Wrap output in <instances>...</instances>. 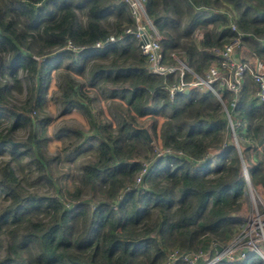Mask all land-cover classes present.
I'll return each mask as SVG.
<instances>
[{
    "label": "trees",
    "instance_id": "16d2710c",
    "mask_svg": "<svg viewBox=\"0 0 264 264\" xmlns=\"http://www.w3.org/2000/svg\"><path fill=\"white\" fill-rule=\"evenodd\" d=\"M146 11L164 63L191 69L186 82L220 68L215 50L235 41L237 54L264 62V0H147ZM135 27L123 0H0V264H169L213 243L218 253L247 222L249 187L264 196V105L252 78L235 106L228 91L172 98L179 79L152 73L126 33ZM54 73L61 114L80 111L89 132L63 129L69 146L51 154L43 109ZM16 93H26L20 106ZM157 146L171 153L156 158ZM42 182L52 191L33 189Z\"/></svg>",
    "mask_w": 264,
    "mask_h": 264
},
{
    "label": "built area",
    "instance_id": "2783aa9c",
    "mask_svg": "<svg viewBox=\"0 0 264 264\" xmlns=\"http://www.w3.org/2000/svg\"><path fill=\"white\" fill-rule=\"evenodd\" d=\"M123 1L129 6L136 26L135 29H128L126 33L134 35L138 39L139 44L143 42L140 46L143 54L148 58L152 73L164 77L173 75L179 79L177 85L170 89L172 98H174L177 92H189L192 89H198L200 91L213 92L222 100L219 91H228L233 95L232 105L235 106L245 88L248 77H251L256 88L257 101L259 104L264 105V62L255 59L249 53L245 52L244 54V51L237 54L236 46L239 41L226 45L222 49L215 50L216 55L221 61L220 68L212 66L206 78L195 75V80L186 82V72L192 73V71L184 62L179 61V66L164 63L161 37L147 15V0ZM232 30L237 31V26L235 24L232 25ZM115 40L116 38L112 36L107 42L96 44V48H103ZM73 49L77 50L76 48ZM226 112L230 119L227 108ZM231 127L236 136V125L232 121ZM259 149L263 152L261 147ZM165 153H171V151L169 150ZM244 170L247 172V169ZM145 172L146 170L141 174V177L138 179L139 182H141ZM253 197H255V195H253ZM259 204L262 206L263 200L259 199ZM240 237H250V242L248 243V247H246L247 252L243 253L238 260L247 261L251 257L258 256V258L264 262V208L259 209V207H257L256 210L253 211L252 216L247 219L244 231L240 232L233 242L221 252H216V243L212 244L209 253L183 254L176 251L169 256V264H176L181 261L187 262L188 264H197L199 260H203V264H217L224 260L234 261L230 258L227 248L229 246L231 247V245L234 246ZM214 252L215 254L213 255ZM208 255L210 258L206 259Z\"/></svg>",
    "mask_w": 264,
    "mask_h": 264
},
{
    "label": "rangeland",
    "instance_id": "374dc122",
    "mask_svg": "<svg viewBox=\"0 0 264 264\" xmlns=\"http://www.w3.org/2000/svg\"><path fill=\"white\" fill-rule=\"evenodd\" d=\"M245 54V51H244ZM58 83H59V73L53 74V82L50 86L49 93L46 96V102L43 109V114H46L52 118V123L49 128V136L51 138L50 148L49 151L51 154L59 153L60 151L66 147L69 146L68 142L64 143L63 141H60L57 139L59 133L62 134L63 129L68 130L69 133H71L70 129L74 128L79 131L88 133L89 132V125L87 123L86 118L80 113V111L71 112L67 115H62L63 107L60 104L59 96L60 92L58 91ZM92 96L97 97V90H92ZM26 99V93L18 94L16 93L14 95V98L11 100V103L20 106L24 100ZM104 102L98 98L97 103L95 104V107L97 108L99 105L102 106ZM105 108L107 109V113L110 114V110L108 108L107 104H104ZM6 124L4 125L6 128L9 127L10 121H6ZM27 130H19L14 134V140L18 143L25 140L28 136ZM152 139L151 135H149ZM153 141V140H152ZM238 144V143H237ZM169 150L163 149L160 146L155 147V157H159L163 155L165 152ZM9 157H6L8 159ZM66 168V167H65ZM34 190H38L42 193H49L52 191V188L45 184V183H38L34 186ZM255 195V197H253ZM255 198V199H254ZM259 199L263 200V205L260 206ZM245 209H246V220L252 216V213L254 210H256L257 207L259 209L264 208V196L257 194L255 189L253 187H249L248 195L245 199ZM246 224H244L243 228L241 229V232L244 231ZM255 234V233H254ZM240 237L237 240V243L229 246L227 250H229L230 258H232L234 261L241 257L243 253L247 252L248 243L250 242V237ZM209 255L206 256V259H209ZM255 259H258V256L254 257Z\"/></svg>",
    "mask_w": 264,
    "mask_h": 264
},
{
    "label": "water",
    "instance_id": "95a60500",
    "mask_svg": "<svg viewBox=\"0 0 264 264\" xmlns=\"http://www.w3.org/2000/svg\"><path fill=\"white\" fill-rule=\"evenodd\" d=\"M140 44H143V42H141ZM163 56H164V54H163ZM150 138V137H149ZM150 141H152V139L150 138ZM239 146V145H238ZM244 169H246V167L244 166ZM245 176H246V178H247V181H248V183H249V177H248V173L247 172H245Z\"/></svg>",
    "mask_w": 264,
    "mask_h": 264
}]
</instances>
